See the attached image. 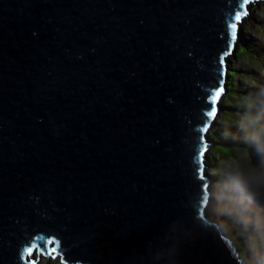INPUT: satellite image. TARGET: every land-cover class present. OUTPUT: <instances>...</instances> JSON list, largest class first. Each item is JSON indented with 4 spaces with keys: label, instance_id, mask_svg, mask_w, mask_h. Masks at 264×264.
Here are the masks:
<instances>
[{
    "label": "water",
    "instance_id": "1",
    "mask_svg": "<svg viewBox=\"0 0 264 264\" xmlns=\"http://www.w3.org/2000/svg\"><path fill=\"white\" fill-rule=\"evenodd\" d=\"M247 1L0 0V264H242L203 130Z\"/></svg>",
    "mask_w": 264,
    "mask_h": 264
},
{
    "label": "rangeland",
    "instance_id": "2",
    "mask_svg": "<svg viewBox=\"0 0 264 264\" xmlns=\"http://www.w3.org/2000/svg\"><path fill=\"white\" fill-rule=\"evenodd\" d=\"M241 30L230 57L229 90L226 87L221 113L209 132L215 143L207 159L212 190L207 211L219 218L222 231L225 227L239 244L247 245L250 257L242 264H254L257 258L264 264V1L251 7ZM242 175L244 180H239ZM58 258L40 264H63Z\"/></svg>",
    "mask_w": 264,
    "mask_h": 264
},
{
    "label": "bare ground",
    "instance_id": "3",
    "mask_svg": "<svg viewBox=\"0 0 264 264\" xmlns=\"http://www.w3.org/2000/svg\"><path fill=\"white\" fill-rule=\"evenodd\" d=\"M264 1V0H263ZM258 2H262V1H258ZM257 2V3H258ZM257 3H251V4H247V2L244 4V7L243 8H245V6L247 7V9H249L250 10V13H249V15L251 14V7L253 6V5H256ZM247 4V5H246ZM248 5H249V7H248ZM244 10V9H243ZM249 15L248 16H245V17H243V18H248L249 17ZM243 18H242V20H241V22H239V23H242L243 24V22L245 21V20H243ZM240 26V25H239ZM242 26V25H241ZM237 39H239V34H238V38ZM234 50H235V48L233 49V51H232V53H230V55L232 54V55H234ZM225 89L226 88H224V91H225ZM222 97V96H221ZM222 100V99H221ZM220 100V101H221ZM221 108H219V110H218V112H217V114H216V116H215V118L213 119V120H211V117H210V120L207 122V129L206 130H209V132H210V130L213 128V126H214V123H215V121L217 120V118H218V116L220 115V113H221ZM209 124H211L209 127H208V125ZM206 130L204 129L203 130V132L205 133L206 132ZM211 142H212V140H211ZM212 146L214 145V143L212 142V143H210ZM212 146H210V148L209 149H211V147ZM207 151V150H206ZM208 151H210V150H208ZM239 178V180H244V175H242V176H239L238 177ZM210 181H211V179H210ZM253 189V188H252ZM245 191H248V187H247V185L245 186ZM254 191L255 192H257V189L254 187ZM211 193H212V191H211ZM260 194V193H259ZM211 201V200H210ZM210 205V202L208 203V204H205V207H208ZM258 206H260V205H258ZM203 209V208H202ZM208 212V211H207ZM201 215V217H203L202 216V213L200 214ZM204 218V217H203ZM210 219H211V221L213 222V224H215L216 226H220V227H222V225L221 224H219L215 219H213V218H211L210 217ZM264 220V219H263ZM261 223V222H260ZM223 229V228H222ZM233 241V240H232ZM233 243H234V241H233ZM235 244V243H234ZM239 250V249H238ZM49 258H53V257H47L46 259H49ZM242 258H244V257H242ZM44 259L45 258H42V260H41V262L40 263H42L43 261H44ZM58 260H60L61 261V263H63V261L61 260V257H59L58 258ZM39 263V264H40ZM64 264V263H63Z\"/></svg>",
    "mask_w": 264,
    "mask_h": 264
},
{
    "label": "snow or ice",
    "instance_id": "4",
    "mask_svg": "<svg viewBox=\"0 0 264 264\" xmlns=\"http://www.w3.org/2000/svg\"><path fill=\"white\" fill-rule=\"evenodd\" d=\"M234 19L236 21H239L241 19V13L239 11H237L235 13ZM236 27H237L236 23L231 24V39L232 40H235V38H236ZM221 63H223V58H221ZM223 91H224L223 83L221 82L220 85H219V87H218V89L215 90L213 92V94L211 95V97H210V102L212 103V110H210L207 113V115L209 117H214V115H215V109H216L215 104L219 100V98H220V96H221V94H222ZM28 251L31 252L32 249L30 248V249H28Z\"/></svg>",
    "mask_w": 264,
    "mask_h": 264
},
{
    "label": "trees",
    "instance_id": "5",
    "mask_svg": "<svg viewBox=\"0 0 264 264\" xmlns=\"http://www.w3.org/2000/svg\"><path fill=\"white\" fill-rule=\"evenodd\" d=\"M239 40H241V35L239 36ZM244 43H245V45L248 44V42H244ZM247 46H248V45H247ZM229 76H232V70L229 71ZM227 90H229V87H227ZM226 94H227V91H226V89H225V98H226V96H227ZM226 100H227V99H226ZM212 142L215 143V140L212 139ZM211 218L215 219L219 224H222V222L219 220L218 217L211 216ZM224 232H225L226 234L228 233V235L231 237V239H232V240L234 241V243L237 245L238 249L240 250V254H241L242 257H247V258H248V256L250 257V253H251V252L247 249V245L245 246L246 249H244L245 247L242 246L241 243L239 244V242H238L236 236L233 235V234H231V233H229L228 231H226V230H225V227H224ZM242 250H246V251H247V253H248L247 256H245V254H243ZM249 259H250V258H249ZM254 260H256V262H255L254 264H260V263H261V260H259V258H257V259H253V262H254ZM248 261H249V260H248Z\"/></svg>",
    "mask_w": 264,
    "mask_h": 264
}]
</instances>
